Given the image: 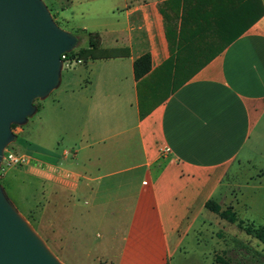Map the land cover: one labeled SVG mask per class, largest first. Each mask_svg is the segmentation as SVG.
<instances>
[{"label":"crops","instance_id":"0c3cea01","mask_svg":"<svg viewBox=\"0 0 264 264\" xmlns=\"http://www.w3.org/2000/svg\"><path fill=\"white\" fill-rule=\"evenodd\" d=\"M77 1L44 4L86 33L80 48L89 32L98 46L15 127L9 144L30 161L3 165L0 185L29 179L15 202L79 262L167 264L209 224L205 201L221 207L240 167L264 163V0H108L91 27L74 23Z\"/></svg>","mask_w":264,"mask_h":264},{"label":"water","instance_id":"95a60500","mask_svg":"<svg viewBox=\"0 0 264 264\" xmlns=\"http://www.w3.org/2000/svg\"><path fill=\"white\" fill-rule=\"evenodd\" d=\"M76 37L58 27L42 0H0V161L11 124L34 113L57 87L60 55ZM0 264H61L17 212L0 185Z\"/></svg>","mask_w":264,"mask_h":264},{"label":"rangeland","instance_id":"374dc122","mask_svg":"<svg viewBox=\"0 0 264 264\" xmlns=\"http://www.w3.org/2000/svg\"><path fill=\"white\" fill-rule=\"evenodd\" d=\"M43 1L46 4V0ZM107 6L108 0H88L84 3L78 0L74 5V23H86V25L88 24L87 26L91 27L107 21L105 15ZM81 8L95 11L98 17H96V15L85 16L84 18L80 17L79 11ZM54 13L55 11H53V16L56 14ZM55 24L63 30H66L64 29L66 27L60 21H56ZM68 32L71 33L70 31ZM71 34L76 37V44L70 52L76 55L78 49L86 45V33L78 32L77 34ZM81 63L72 62L69 68L61 65L59 83L53 90L58 91L64 84L68 83L73 76L76 75L75 69ZM53 93L51 92V94L46 95L42 99H35L33 104L36 107L41 101L52 96ZM36 118L37 112L34 111L33 114L26 118L23 124L17 126L28 129L30 121L36 120ZM15 127L16 126L11 129L12 133ZM263 146L264 139L260 141L258 148L260 147V149H262ZM163 147L159 148L161 154L166 153L162 150ZM14 148L12 143H8L4 150L20 153ZM19 167L21 166H13L12 169L15 170ZM10 175L12 178H18L16 174L12 175L11 173ZM23 177H26V175L23 174ZM238 177L236 181L233 182L234 190H229V193L227 192V196H225L226 198H224L220 207L221 209H225L227 206H231L230 203H227V200H234V208L231 206V210L235 212V221L228 222L215 213H209L213 215V217L208 219L209 224H205L202 228L194 229V234L185 239L180 251L173 254L167 261V264H262L264 262V245L260 243L252 233L258 226L264 224V163L256 158L253 167L250 168L246 165L240 167ZM29 181V179H26L23 184L20 185L16 183L15 186L14 183L11 182L10 189L8 186L6 187L4 183L1 182V184L14 208L61 264H82L80 262L86 264L88 262L87 260L79 262L75 255L67 252L65 253L66 249H62L58 232L51 233L49 228H43L45 227L43 223L35 222L34 217L32 215L30 216L27 212L28 208L26 204L25 207H22L15 202L14 197L18 195V192H25L26 196L30 194L32 188L29 186Z\"/></svg>","mask_w":264,"mask_h":264},{"label":"trees","instance_id":"16d2710c","mask_svg":"<svg viewBox=\"0 0 264 264\" xmlns=\"http://www.w3.org/2000/svg\"><path fill=\"white\" fill-rule=\"evenodd\" d=\"M97 46H98L97 34L95 32H89L87 48H79L76 55H74L70 51L68 54L69 56H73L81 60H84L92 56L91 51L95 49ZM148 69H149V55L147 53L140 55L133 61V74L135 78L140 77L142 74L147 72ZM14 126H17V125L11 124L10 129H12ZM204 207L207 208L209 211L217 214L220 218L227 220L228 222L235 221V212L231 210L232 209L231 206H227V208L221 209L220 206L214 200L208 199L205 201ZM263 225L258 226V228L252 233H253V236L260 243L264 245V226ZM262 264H264V262Z\"/></svg>","mask_w":264,"mask_h":264},{"label":"built area","instance_id":"2783aa9c","mask_svg":"<svg viewBox=\"0 0 264 264\" xmlns=\"http://www.w3.org/2000/svg\"><path fill=\"white\" fill-rule=\"evenodd\" d=\"M69 51L62 53L60 55L61 65H64V67L69 68L72 62L79 63L81 59L69 56ZM162 150L164 152H168L169 149L167 147H163ZM30 159L29 157L24 153H18L11 150H4L0 161V168L3 165L8 166H24L29 163Z\"/></svg>","mask_w":264,"mask_h":264}]
</instances>
